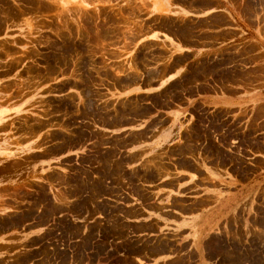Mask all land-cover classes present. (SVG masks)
I'll list each match as a JSON object with an SVG mask.
<instances>
[{
	"label": "rangeland",
	"instance_id": "1",
	"mask_svg": "<svg viewBox=\"0 0 264 264\" xmlns=\"http://www.w3.org/2000/svg\"><path fill=\"white\" fill-rule=\"evenodd\" d=\"M220 2L0 0L11 264H264V0Z\"/></svg>",
	"mask_w": 264,
	"mask_h": 264
},
{
	"label": "crops",
	"instance_id": "2",
	"mask_svg": "<svg viewBox=\"0 0 264 264\" xmlns=\"http://www.w3.org/2000/svg\"><path fill=\"white\" fill-rule=\"evenodd\" d=\"M72 3H79L82 1L88 0H69ZM145 1L150 9V17L153 16H179V17H201L207 14H211L217 11V6L220 4V0H197V2H203L202 7L192 6L189 2L185 3L184 0H143ZM206 1L208 4H206ZM206 4V5H205ZM208 5V7H207ZM208 8V9H207ZM173 48L175 50H180L181 46L173 42ZM28 225V224H26ZM27 229H24V226L20 227V231H11L7 233L6 236H0V264H11V258L2 253L1 250L7 248L4 243V239L11 236L12 234L20 235L23 234L24 237H31L35 234V231L28 229V226H25ZM25 232V233H23Z\"/></svg>",
	"mask_w": 264,
	"mask_h": 264
},
{
	"label": "bare ground",
	"instance_id": "3",
	"mask_svg": "<svg viewBox=\"0 0 264 264\" xmlns=\"http://www.w3.org/2000/svg\"><path fill=\"white\" fill-rule=\"evenodd\" d=\"M61 31V30H60ZM99 41V40H98ZM102 42V41H101ZM121 115V114H120ZM117 119V118H116ZM120 120V119H119ZM114 156V155H113ZM134 160V159H133ZM105 163V162H104ZM108 171V170H107ZM83 190H84V188H83ZM68 198V197H67Z\"/></svg>",
	"mask_w": 264,
	"mask_h": 264
}]
</instances>
